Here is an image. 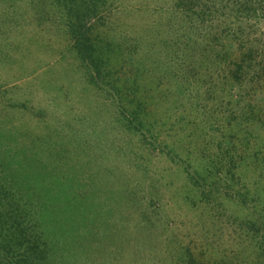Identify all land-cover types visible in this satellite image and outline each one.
Here are the masks:
<instances>
[{
	"label": "rangeland",
	"instance_id": "obj_1",
	"mask_svg": "<svg viewBox=\"0 0 264 264\" xmlns=\"http://www.w3.org/2000/svg\"><path fill=\"white\" fill-rule=\"evenodd\" d=\"M0 264H264V0H0Z\"/></svg>",
	"mask_w": 264,
	"mask_h": 264
},
{
	"label": "trees",
	"instance_id": "obj_2",
	"mask_svg": "<svg viewBox=\"0 0 264 264\" xmlns=\"http://www.w3.org/2000/svg\"><path fill=\"white\" fill-rule=\"evenodd\" d=\"M71 4H72V1H71ZM31 113V114H30ZM29 114L30 115H33V114H35V116H36V114L38 115L39 114V112L38 111H36V110H31L30 112H29ZM32 119H33V117H32Z\"/></svg>",
	"mask_w": 264,
	"mask_h": 264
}]
</instances>
